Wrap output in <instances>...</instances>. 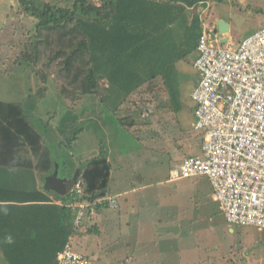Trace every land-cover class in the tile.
I'll return each mask as SVG.
<instances>
[{
    "label": "trees",
    "instance_id": "1",
    "mask_svg": "<svg viewBox=\"0 0 264 264\" xmlns=\"http://www.w3.org/2000/svg\"><path fill=\"white\" fill-rule=\"evenodd\" d=\"M211 1L31 0L34 25L7 65L11 70H1L7 57L0 50V73L14 74L24 63L35 68L42 84L37 97L46 94L49 83L56 86L64 111L75 119L70 131H77L76 101L93 95L116 114L127 108L131 95L154 81L180 111L178 66L200 47L206 31L203 12L208 17ZM79 62L85 68L77 69ZM66 84L76 85L77 91L66 90ZM28 114L24 101L0 100V173L6 174L5 185L16 178L15 188L0 186V250L8 264H59V254L88 223L83 219L78 224L80 205L107 196L112 167L106 157L91 160L78 179L84 195L46 191L52 200L26 176L35 168L44 187L45 177L54 171L46 138L55 129L50 123L38 129ZM127 121L120 120V126L133 132L135 123ZM16 154L29 158L16 160ZM12 224L20 229L13 230Z\"/></svg>",
    "mask_w": 264,
    "mask_h": 264
},
{
    "label": "rangeland",
    "instance_id": "2",
    "mask_svg": "<svg viewBox=\"0 0 264 264\" xmlns=\"http://www.w3.org/2000/svg\"><path fill=\"white\" fill-rule=\"evenodd\" d=\"M247 3L264 9V0H248ZM30 4L31 0H0V50L1 57H7L2 71L11 70L7 65L11 64L20 48L19 42L25 40L34 25ZM210 4L212 11L208 17L203 15L205 23L210 27L219 17L230 21L234 46L251 31L257 30L258 18L243 15L245 12L242 11L247 6L244 9L236 7L234 0H212ZM209 30L211 35V28ZM210 45L221 46L212 40ZM76 68L85 67L79 62ZM178 69L181 81L177 88L183 102V111L178 116L170 108L171 101L164 86L154 81L128 98L125 109L128 121L125 123L130 124V119H133V132L128 133L119 124L110 123L111 126L113 124L112 129L108 125L106 127L110 132L109 140L98 130L94 137L91 122L86 119L75 127L77 139L68 142L66 139H70L71 131L63 134L64 146L56 145L54 134H49L48 140L53 144L51 149L61 163L65 160L68 162L64 164L84 166L88 161L106 157L112 164L108 197H117L116 209L106 208L98 214V232L88 238L98 245L92 247L85 243L86 248L79 246L78 249L90 253L99 248L96 258L99 262L90 264H121L122 261L132 264H264V245L254 244L255 231L238 228L225 221L220 205L213 198L209 180L178 181L170 177L171 169L177 167L173 161L177 148L185 147L181 154L189 156L198 153L200 146L191 94L193 86L200 81L201 73L188 62H181ZM14 71L8 76L0 73V100L24 101L34 126L42 130L45 124L50 123L58 136L59 123L65 119L59 121L65 115V105L56 86L49 83L46 94L37 97V88L42 84L41 79L35 76V68L24 63ZM31 85H34L33 91L30 90ZM65 88L77 91L73 84H66ZM75 103L77 111L74 113L79 116L85 111L83 116L86 117L92 110L86 98L81 103L83 112H78V101ZM97 106L96 103L94 107ZM102 107L108 115L106 113L110 112ZM144 107H149L152 113L147 114ZM125 114L121 113L122 116ZM129 115L130 118L127 117ZM62 128L66 127L62 125ZM97 202L103 204L104 200L98 198ZM165 227H178L179 233L159 231ZM256 246H259L258 250ZM254 249L258 255L251 257L248 250ZM0 264L7 262L1 260Z\"/></svg>",
    "mask_w": 264,
    "mask_h": 264
},
{
    "label": "built area",
    "instance_id": "3",
    "mask_svg": "<svg viewBox=\"0 0 264 264\" xmlns=\"http://www.w3.org/2000/svg\"><path fill=\"white\" fill-rule=\"evenodd\" d=\"M210 42L205 34L186 59L201 73L191 99L203 155L186 158L173 178L207 177L229 224L264 230V28L239 47ZM73 192L84 195L81 181ZM83 219L82 211L78 224ZM90 263L70 245L59 256V264Z\"/></svg>",
    "mask_w": 264,
    "mask_h": 264
},
{
    "label": "crops",
    "instance_id": "4",
    "mask_svg": "<svg viewBox=\"0 0 264 264\" xmlns=\"http://www.w3.org/2000/svg\"><path fill=\"white\" fill-rule=\"evenodd\" d=\"M247 1L248 0H239L238 2H236V3L234 2V3L236 5V7H239L240 6L242 9H244V7L247 6V8L242 11V12H245V13H243L244 16H246V17L248 16L249 18H251V17L258 18L257 30H255L254 32L251 31L250 34L246 35L244 38H242V40L238 41V43L236 44L237 46H235V47H239V45L242 43V41L246 37H248L249 35H251V33L253 34V33L259 31L260 29L264 28V9L258 8V7H254L251 3H247ZM204 14H206V12H203V15ZM219 18H216L215 19L216 22L215 23H211V26L210 27L208 26L209 25L208 23H205V29H206V31H210L209 29L211 28V30L213 32L214 27H215V24L217 23L218 20L225 21L226 23H228L230 25V33L228 34V36H226V37L229 38V42L227 44H231V45L234 46V44H233L234 38H233V34H232V25H231V22L230 21H227L225 19H222V18L219 19ZM220 38H221V40L223 39L222 37H219L218 36V39L219 40H220ZM218 39H217V41H218ZM220 41H218V42L220 44H222ZM227 44H223V45H227ZM184 62H186V61H184ZM195 87H196V85L193 86V90H194ZM178 95H179V90H178ZM168 96H169V94H168ZM85 98H86V101L88 102V105L90 107H92V110L90 111L89 114L86 115V117L83 116L85 114V111H84V113H81V114H83L81 116H79L78 114H76V119H77L76 122H75L76 125L78 126L81 122L83 123V121H87L88 120L89 122H91V126H92V129H93V133L92 134L94 135V137H95L96 130H98V131L101 132V134H105V137H108V140H109L110 139L109 138L110 132H107L106 131L107 125L110 126L111 129H112L113 124L111 126L110 123H114V124L117 123V124L120 125V120H123V119L126 118V114H125L126 111L123 110L122 112H118V113L113 114V115L111 114L110 111H108L110 113H106L108 115H105V111H104V108L102 106H104V107H106V106L101 103V101H100V99H98V97L93 96V95H88ZM85 98H82L81 100H78L79 110H81V112H83V108L81 107V103L84 101ZM96 98H97V100H96ZM179 101L181 102V104L183 103L182 100H181V98H180V95H179ZM96 103L98 104V106L97 107H94V105ZM170 108H172L173 112L176 113L177 116L179 115L180 112L183 111V105H182V109L180 111H176V107L173 104H171V107ZM144 109H145L144 111H146L147 114H149V112L152 113V111H150L151 109L149 107H144ZM128 112H129V108H128ZM121 113H124L125 115L122 116ZM129 113H131V112H129ZM134 113H138V112L137 111H134ZM65 115H66L65 118H67V122L66 123H68V124H65V127L66 128H62V123H59V124H61L60 132L58 133V136H56V134L53 136V139H55V142L54 143L56 145L64 146V142H62V139L65 136L63 134H65L66 131H68V130L70 131V128L72 127V125L74 124L73 122L75 121V119L73 120V118H74L73 116H70V118H69L66 112H65ZM194 115H195V108H194ZM64 116L61 117L59 119V121H62L63 118H64ZM127 117L130 118V115L127 116ZM195 119H196V117H195ZM95 121H97V123H95ZM130 121L133 122V119H130ZM78 129H81V128H78ZM81 130H83V129H81ZM199 133H200V139L198 137V141L200 143V146L197 148L198 153L191 154L189 156H183L181 154V151H182V148L184 149L185 147H179V148H177L178 152L176 154H174L176 158H175V160H173V161H176L177 167H174V168L171 167L172 169H171V172H170V177H172V178L174 177L173 176L174 172H176V171L179 170L181 164L183 163V161L186 158H188V157L202 156L203 155V134L201 132H199ZM70 135H71L70 139H66L68 142L69 141L72 142L74 139H77V136H78L77 131H75V130L74 131H71V134ZM46 140L48 141V143L46 142V144L48 146H50V145L53 146V144H50V141L48 140V138H46ZM170 146H172V145H170ZM68 148H69V146H68ZM189 149L190 148H188L186 151L188 152ZM51 151H52V149H51ZM52 153H53L52 154V157H53V170H54V171L53 170L52 171L55 172V168L58 169V172H59L58 176H59V178L60 179H63V180H66V181H71L76 175H77V177L79 179L81 177V173L84 172V170H86L88 168V164L90 163V161H88V163H86L84 166H80L79 164H77V166H76V165H73L72 163L64 164V163H66L68 161L63 160L64 162L61 163L60 160H59V156L57 157L56 154L53 151H52ZM66 154H68V153H66ZM23 156H25V157H23ZM27 157L29 158V155L28 154H26V155L16 154V160L19 159V158H27ZM30 158H32L31 155H30ZM107 160L111 164V162H110V160L108 158H107ZM111 167H112V164H111ZM112 170H111V176H110L111 178H112V175H113ZM62 172H63V175H61ZM27 173H28V176H26V177H29V178L32 179L34 185L37 186V189L40 192L48 195L52 200L55 199L52 194L46 192L45 187H43L42 180H40L42 177L39 176L40 174H39V172L35 168L34 169L32 168L31 173H29V172H27ZM52 173H50V174H52ZM69 174L72 175V176L69 177ZM5 176H6V174H1L0 173V186L5 185L4 184ZM48 176H46L45 178H47ZM7 178H9V177H7ZM173 179H175V178H173ZM177 179H178V181H181V180H189V179H196L197 181H202L203 179H207V177L199 176V177L177 178ZM207 180H209V179H207ZM12 181H16V178L8 179L6 181L7 185H5L4 188H15L14 186H16V185ZM110 181H111V179H110ZM44 186H45V179H44ZM211 187H212L213 198H214V189H213L212 184H211ZM1 188H3V187H1ZM109 192H110V190H109V187H108V189H107V196L105 198H101V199L107 200L108 198H112V197H108ZM70 194H74L73 190L70 192ZM116 198L117 197H114L112 199H115L116 202H117V199ZM97 200L98 199H96L95 201H84V203H83L84 207H80V210H81V212L82 211L84 212V220L86 222V219H87V222L88 223L85 224V226H83V229L81 230V234H77L68 243V245H70L74 251H76L78 253H81L82 255L86 256L90 260V262H99V261L96 260V258H98V252L97 251H98L99 248L97 250L96 249L91 250L90 253H83L82 251H79L78 250L79 249V246H84L85 243H86L87 246L91 245L92 247L94 246V244L95 245H98V242H95V240L88 239V238L92 237L93 235H95L98 232V224L99 223L97 222V216H98V214L102 213L106 208H108V209L109 208H115L116 209V206H117V203L116 204H112L109 201H105L103 204H100L98 202L96 203ZM0 204H2V203H0ZM56 204H59V203L56 202ZM98 207H102V208L98 209ZM92 212L94 213V215H92ZM220 213L223 215V212H222L221 209H220ZM79 216H80V214H79ZM223 217H224V215H223ZM225 221H226V219H225ZM230 225H234V224H230ZM19 226L13 225V226H10V227H12L13 230H15V229L17 230V229H20ZM91 226H96V230H92L91 229ZM234 226H237L238 228H245V229L254 230L255 231V234H254V237H255L254 244L255 243H260V245H264V230H260L258 228L250 227V226H238V225H234ZM231 232L232 233H235V230L234 229H231ZM249 246H251V245H249ZM84 248H86V247L84 246ZM256 248L258 250L259 246H256ZM257 250H255V249L254 250H248V251H250L252 253L251 257L254 256V255H258ZM0 254L2 256L1 257L2 259L0 258V261L1 260H4L6 262V259H5L4 255L2 254L1 250H0ZM61 254H59V256ZM228 257H231V256H228ZM125 258H126V256H125ZM58 260H59V258H58ZM133 261L136 262V259H134ZM121 264H132V263H130V262H125L124 263V261H122Z\"/></svg>",
    "mask_w": 264,
    "mask_h": 264
},
{
    "label": "water",
    "instance_id": "5",
    "mask_svg": "<svg viewBox=\"0 0 264 264\" xmlns=\"http://www.w3.org/2000/svg\"><path fill=\"white\" fill-rule=\"evenodd\" d=\"M230 33V25L226 23L225 21L218 20L215 24L213 33H212V39L215 40L216 38L222 37L223 39L220 42L222 44H227L229 42V38L226 37ZM59 172L58 169L55 168V172L50 174L47 178H45V190L46 191H52L60 196H66L68 195L76 185V182L78 181L77 175L71 180L66 181L63 179H60L58 176ZM161 232H168V233H179L178 227H165L159 229Z\"/></svg>",
    "mask_w": 264,
    "mask_h": 264
},
{
    "label": "clouds",
    "instance_id": "6",
    "mask_svg": "<svg viewBox=\"0 0 264 264\" xmlns=\"http://www.w3.org/2000/svg\"><path fill=\"white\" fill-rule=\"evenodd\" d=\"M212 33H213V32H212ZM212 33H211V35H209V34H210V31H209V33H208V31L205 32V34L208 35V36L211 38V40H213V39H212ZM217 39H218V38H217ZM194 89H195V88H194ZM193 91H194V90H193ZM192 93H193V92H192ZM191 95H192V94H191ZM192 101H193V100H192ZM9 242H11V239H10V238H9Z\"/></svg>",
    "mask_w": 264,
    "mask_h": 264
}]
</instances>
